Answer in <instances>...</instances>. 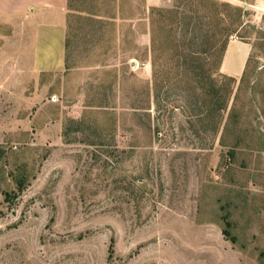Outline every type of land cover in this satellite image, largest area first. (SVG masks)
<instances>
[{
  "label": "rangeland",
  "instance_id": "1",
  "mask_svg": "<svg viewBox=\"0 0 264 264\" xmlns=\"http://www.w3.org/2000/svg\"><path fill=\"white\" fill-rule=\"evenodd\" d=\"M260 1L79 0L48 70L0 22V264H264Z\"/></svg>",
  "mask_w": 264,
  "mask_h": 264
},
{
  "label": "crops",
  "instance_id": "2",
  "mask_svg": "<svg viewBox=\"0 0 264 264\" xmlns=\"http://www.w3.org/2000/svg\"><path fill=\"white\" fill-rule=\"evenodd\" d=\"M167 1L144 0V3L147 7H156ZM257 5L264 10V0ZM67 12V0H0V22L12 19L31 24L35 38L32 60L39 70L56 69L64 63ZM250 50L248 43L229 41L220 64L221 72L231 77L240 76Z\"/></svg>",
  "mask_w": 264,
  "mask_h": 264
},
{
  "label": "trees",
  "instance_id": "3",
  "mask_svg": "<svg viewBox=\"0 0 264 264\" xmlns=\"http://www.w3.org/2000/svg\"><path fill=\"white\" fill-rule=\"evenodd\" d=\"M79 0H67V10H68V15L67 17H71L72 15H69V13L74 10V9H77V6L76 4L78 3ZM69 21V20H68ZM228 33V31H227ZM226 33V34H227ZM66 39V43H65V49L67 48V45H68V40L67 38ZM226 42L225 41L222 45V48L221 50L224 51L225 48H226ZM181 56V55H179ZM189 56V55H188ZM190 57V56H189ZM191 58V57H190ZM23 190V183L21 181H18L17 182V189L16 191H14L13 193H8V192H5L4 193V199L5 201H11L13 200L15 197H17ZM222 219H223V229H222V235L224 236V238L226 240H229L231 243H235L236 242V238L234 235L231 234L230 232V228H231V223L230 221L228 220V216L227 214L223 215L222 216ZM108 251L110 252V255L113 254L114 252V249H113V241L111 240L110 244H109V247H108Z\"/></svg>",
  "mask_w": 264,
  "mask_h": 264
},
{
  "label": "built area",
  "instance_id": "4",
  "mask_svg": "<svg viewBox=\"0 0 264 264\" xmlns=\"http://www.w3.org/2000/svg\"><path fill=\"white\" fill-rule=\"evenodd\" d=\"M230 39H233V36H230Z\"/></svg>",
  "mask_w": 264,
  "mask_h": 264
}]
</instances>
